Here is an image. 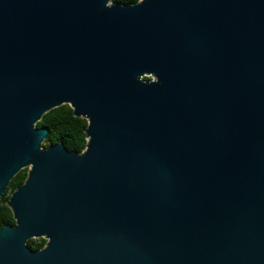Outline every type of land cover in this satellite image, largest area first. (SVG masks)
I'll return each mask as SVG.
<instances>
[{"label": "water", "instance_id": "1", "mask_svg": "<svg viewBox=\"0 0 264 264\" xmlns=\"http://www.w3.org/2000/svg\"><path fill=\"white\" fill-rule=\"evenodd\" d=\"M24 169L0 264H264V0H0V199Z\"/></svg>", "mask_w": 264, "mask_h": 264}, {"label": "trees", "instance_id": "2", "mask_svg": "<svg viewBox=\"0 0 264 264\" xmlns=\"http://www.w3.org/2000/svg\"><path fill=\"white\" fill-rule=\"evenodd\" d=\"M141 0H112L113 3L131 5ZM150 78H145L149 80ZM37 128H48L49 135L43 146H50L63 143L68 150L82 153L88 142L87 128L88 122L85 119L78 118L74 115L73 109L64 105L47 113L37 124ZM28 176V169L22 170L10 183L5 192L3 199H0V231L4 226L15 225L13 212L7 205L11 195L24 184ZM45 239H33L28 242V246L34 250H41L45 247Z\"/></svg>", "mask_w": 264, "mask_h": 264}]
</instances>
